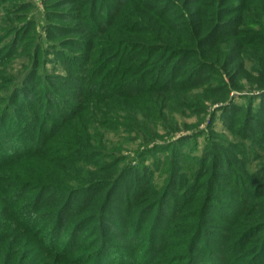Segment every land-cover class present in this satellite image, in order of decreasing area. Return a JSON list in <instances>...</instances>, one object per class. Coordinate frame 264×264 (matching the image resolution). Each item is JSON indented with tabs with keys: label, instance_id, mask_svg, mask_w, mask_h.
Returning a JSON list of instances; mask_svg holds the SVG:
<instances>
[{
	"label": "trees",
	"instance_id": "1",
	"mask_svg": "<svg viewBox=\"0 0 264 264\" xmlns=\"http://www.w3.org/2000/svg\"><path fill=\"white\" fill-rule=\"evenodd\" d=\"M9 2L5 30L7 0H0V27L8 35L0 36V184L41 190L34 217L45 208L62 210L53 240L41 242L51 263L89 264L93 257L90 264H264V0H81L76 9L83 16L64 21H81L87 33L51 24L60 17L47 9L37 14L45 36L39 20L18 14L22 0ZM56 27L64 34L52 33ZM163 31L180 38L167 41ZM60 34L83 38L56 43ZM14 61L22 62L17 70ZM198 89L223 105L210 125L219 119L238 141L199 129L176 139L173 127L170 138L156 143L148 121L171 123L169 104L191 110L201 94L187 96ZM244 92L236 99L248 104H237L234 97ZM132 104L147 105L146 113ZM111 136L137 143L136 150L125 154ZM200 136L208 142L196 155L199 146L191 145ZM241 177L245 198L237 205V194L231 207L218 200L237 193L223 179L236 187ZM113 201L121 203L117 213ZM252 207L258 210L245 221ZM220 211L222 234L206 237L208 215ZM77 213L84 216L72 230ZM32 216L22 224L24 234L34 227ZM111 235L122 236L123 246ZM84 237L99 250L82 262ZM127 248L129 254L119 252ZM0 264H20L17 252L0 249Z\"/></svg>",
	"mask_w": 264,
	"mask_h": 264
},
{
	"label": "rangeland",
	"instance_id": "2",
	"mask_svg": "<svg viewBox=\"0 0 264 264\" xmlns=\"http://www.w3.org/2000/svg\"><path fill=\"white\" fill-rule=\"evenodd\" d=\"M23 3H20V9L18 11H20V13H18L20 16H25V19L27 20L28 17L29 18H35V20H39V22L41 23V26H39V32L45 36V33L48 32L47 26L44 23V20L42 17L38 16V12L39 11H45L47 9L53 10L54 12H56V14H59L58 16L60 18H58L59 20L51 23V24H55L56 26H62V27H66V28H79L81 29V31L87 33V29L88 26L85 28V24L83 25L81 23V21L79 22H75V21H64L66 17H70L71 14L73 16L80 14L82 15V11L81 10H77L76 6H81V0H75L78 1V3L76 4H70L67 5L68 2H72V0H22ZM32 2V3H30ZM12 3L14 2H9V0H7V3L5 5V8L2 10V15L4 16L3 20L4 24H2V28L5 30H8V28H6V20H8L9 17V10L11 9ZM15 3H18V1H16ZM35 3V4H34ZM9 4V5H8ZM28 4V5H27ZM30 4V5H29ZM34 4V5H32ZM31 5H32V9H31ZM30 8H27L29 7ZM192 9H197V6L192 7ZM12 13H10L11 15L14 14L13 12H15V9H13L11 11ZM100 12V11H99ZM28 14V15H27ZM2 16V17H3ZM72 16V17H73ZM44 19L45 16H44ZM67 19V18H66ZM1 20V19H0ZM25 22V21H24ZM25 27V26H24ZM81 27V28H80ZM37 28V29H38ZM58 28V27H56ZM55 28V29H56ZM51 31V28H50ZM61 29L60 27L58 28V30H52V33L57 34V33H61ZM63 33V32H62ZM84 33V34H85ZM162 33H164V36L166 35V31H163ZM64 34V33H63ZM63 34H60V36L58 38L57 41H55L56 43H60V42H66L68 40H71L73 38L76 39H80L83 38L80 35L76 34H70V35H66L64 36ZM3 37L5 36L7 38V34L1 31V27H0V36ZM167 36V35H166ZM187 36V35H186ZM169 38L166 39L167 41H171V40H176L178 38H180L179 36L175 35V34H170V36H167ZM165 40V39H164ZM163 40V41H164ZM172 42V41H171ZM68 43V42H67ZM67 43H64V45H67ZM53 45V44H52ZM67 49V48H66ZM68 50H71L72 52H74L73 49L68 48ZM77 53V51H76ZM52 58V57H51ZM21 61H14L15 67L17 70L19 68V66L21 65ZM6 64V63H5ZM46 68L48 71L51 72L53 65L52 63H47ZM60 69V68H59ZM58 69V70H59ZM60 75L62 77V81L60 80L59 85L61 88L66 87V82H63V80H65V77L62 76L64 75L61 71L57 73L56 75ZM62 74V75H61ZM253 79H249L247 78V81L245 80V82H252ZM246 85H248L246 83ZM249 86V85H248ZM56 88V87H55ZM57 92L61 93V90H59L60 88H56ZM207 91L203 92V89H198L196 91H194L192 93V95H190L191 93H188L189 95L187 96L188 98L192 97L195 94H201L200 99L196 101L195 104L191 105V110H182L179 111L177 108L173 107V105L169 104V108L166 109V115L169 117L170 121H155V124H151L150 122L151 119L148 121L149 123H147V128L148 131H150L152 134L156 133V136L159 138V140H157L156 143H163L164 139H168L170 138L172 135L169 134L171 128H176L178 129L177 134L175 135V138H179V137H183L185 135H190L193 133L198 132L199 130L201 131V133L206 132V133H212L215 134L216 137H225V138H230L233 141H238L237 139H235L234 135L226 132L225 133V129L223 127V125L221 124V121L216 120L214 122V125H210V122H212V115L213 113L216 112V110H219V108L221 106H223L221 103H217L216 106H214L215 102H212L210 100H207V98L205 96H207V94H205ZM246 92L239 94L237 93L235 98V102L237 104H241V105H247L248 104V100L246 99H236L239 98L240 96H245ZM66 94H64L63 97H65ZM31 99H29L30 101ZM71 102H73V100L69 99ZM200 102H203L207 105H203V103L201 104ZM260 100L258 99L256 101V103H259ZM194 107V109H196V113L193 112L192 108ZM147 108V105H139L136 106V104H132L130 105V109L133 111H144V109ZM144 113H146V111H144ZM150 114H153V110L150 109L149 111ZM159 115V113H157ZM161 117V116H160ZM156 125V126H154ZM146 128V129H147ZM199 129V130H198ZM112 140L111 143L112 144H116L117 146H119V144H123V149L125 154H130L131 152H134L137 148V143L136 144H126V142L124 141H119L117 138L113 139V136H111ZM208 142V137L207 136H200L197 141H193L191 146H194L195 143H197L198 147V151L196 152L198 154H201V150L204 148V146L206 145V143ZM141 143V142H140ZM138 143V144H140ZM262 152V153H260ZM259 154H264L263 151H259ZM167 155V154H166ZM170 155V152L169 154ZM223 161L228 160L227 157L223 156L222 157ZM150 163V161H148ZM147 162V164H148ZM231 177V176H230ZM232 179V177H231ZM242 182H241V186L237 185L236 187L233 184H228L224 181H222V183L224 184L226 190H235V195H233L234 198H230V200L225 201L226 199L224 198V195H217L218 200H221L223 203L229 204V206L231 207L232 205L230 204V202H233L234 199L236 198L237 194L239 197L237 198V200L239 199V201H237V203L235 204H239V202L245 198L244 196L247 194L246 192L248 191L246 189V185H245V178L241 177ZM245 185V189L242 190L243 186ZM1 188H6V191H2V189L0 190V249H7L8 252H17V255L19 256V263L20 264H52L51 261L52 259L54 260L53 257H49L48 255H46L47 253L44 252L43 246L41 244V242H48L49 240H53L51 239L52 237V226L55 225V222L57 220V218L62 217V210L58 211V213H56V211H54L52 208H45L44 209V215L40 216L39 214L36 215V217L32 216L33 212H34V207L32 206L33 203H35V200L40 198V196H42V192L41 190H27V187H23L20 188V186L17 187H11L6 183H3L2 185L0 184ZM37 188V187H35ZM242 188V189H241ZM38 189V188H37ZM102 190L104 191V193H106L108 191V188L104 187L102 188ZM251 190V189H249ZM43 191V190H42ZM8 192V193H7ZM125 192V191H124ZM19 194V198L16 200L11 199L12 197H14L15 195ZM86 196L85 191L80 190L79 194L77 196L79 202H81V200L84 199V197ZM105 195L102 194L101 197L103 198ZM228 197L230 196L227 195ZM52 196H50L49 198H51ZM121 203L117 202V201H113L111 203V208H113L112 212L114 211V213L119 212L118 210V206H120ZM258 210L256 207H252L250 209H245L246 212V216L243 217V219L245 221H249V220H253V213L254 211ZM40 212V211H37ZM221 212V211H220ZM223 212V209H222ZM219 213L215 215H208V219L210 222L209 225H207V233H206V237H211V238H215V234H222V226H225L224 223H221L219 220L221 218V216L223 215V213ZM76 217H74V219L71 221V227L72 230H74L75 228H77V226H74L75 223H77L78 221L81 220V218L84 215H79V213L74 214ZM32 216L34 223L33 224V229H30L29 232L26 231V233L24 234L23 231L24 229L22 228V224H24V220L26 221V217H28V219H30V217ZM70 217L66 218L63 217V222L67 219H69ZM16 219V220H15ZM23 219V220H22ZM62 219V218H61ZM22 220V221H21ZM31 224V225H32ZM93 228V225L90 227L88 226L87 229H85V234H87L86 232H88L89 230H91ZM209 228V229H208ZM71 230V231H72ZM76 230V229H75ZM33 231V232H32ZM32 232V233H31ZM92 234V233H91ZM211 234V235H210ZM245 236V235H244ZM87 237V236H86ZM86 237H84V239L82 238V242L83 243V247L84 249H82V251L78 252L77 254H82L81 258H83L84 256L90 255L93 252H96L97 250H99V248H95L92 243H89L90 239H87ZM111 238L113 239L112 241L114 242L113 244L116 246H123L122 243H124L122 236H118V237H113V235H111ZM208 240V239H207ZM66 239L65 237L62 239V241L60 240V244L61 247L63 245H65ZM138 246H140V244H142L140 246V248H143L144 246H146V242H142L140 240L137 241L136 243ZM65 251V250H64ZM233 251V250H232ZM67 252V251H65ZM119 252H121L122 254H129L128 248L127 250H119ZM68 253V252H67ZM67 253L62 256H65L66 259L72 258L73 255L72 254H68ZM75 254V255H77ZM205 254V252H204ZM219 254V253H218ZM80 258V259H81ZM95 260V258H88L87 263H93V261ZM82 262H85V259L83 258ZM86 263V262H85ZM84 263V264H85ZM59 264V263H58ZM60 264H70L67 261H63Z\"/></svg>",
	"mask_w": 264,
	"mask_h": 264
}]
</instances>
